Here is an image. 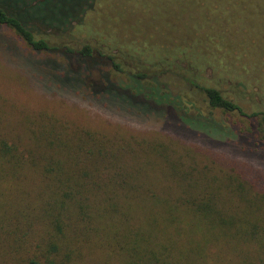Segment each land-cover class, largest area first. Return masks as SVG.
I'll return each instance as SVG.
<instances>
[{
	"label": "rangeland",
	"instance_id": "obj_1",
	"mask_svg": "<svg viewBox=\"0 0 264 264\" xmlns=\"http://www.w3.org/2000/svg\"><path fill=\"white\" fill-rule=\"evenodd\" d=\"M110 6L111 0H96L84 18L85 26L75 29L66 41L79 45L88 31H98L101 39H115L124 57L122 73L107 69L112 84L76 76L62 59L34 52L12 30L0 26V264H25L31 257L40 264L48 260L154 264L157 258L171 264H197L184 258L195 252L180 250H187L189 244L214 242L159 232L127 239L123 232L135 230L126 228L127 224L137 227L145 218H156L158 224L171 216L173 226L196 229L185 215V199L193 204L202 199L212 202L218 216L206 223L234 224L239 234L264 229V131L258 121L210 109L200 93L191 95L178 78L161 80L174 96H182L174 111L169 100L158 105L153 95L146 99L147 92L137 91L131 76L142 69L155 74L148 54L139 55L154 43L132 36L127 29L131 18L120 21L119 12L114 16L116 7ZM101 42L97 40L96 45ZM203 75L211 79L209 70ZM248 78L253 103L241 105L250 113L260 107L264 69ZM179 88L184 93L178 94L175 89ZM54 166L67 175L78 171L83 175L81 182L92 183L86 199L103 205L108 200L123 211L131 189L140 187L142 205L130 213L133 221L114 219L115 227L107 229L109 220L97 209L98 221L78 219L70 228L54 233L42 214L58 183L55 173H46ZM121 185L130 186L126 198ZM174 202L178 207L165 214L163 208ZM165 227L169 226L165 223ZM214 231L225 229L220 225ZM242 239L243 245L252 242L250 235ZM243 250L254 258L235 264H264L257 258L264 255L263 247Z\"/></svg>",
	"mask_w": 264,
	"mask_h": 264
},
{
	"label": "trees",
	"instance_id": "obj_2",
	"mask_svg": "<svg viewBox=\"0 0 264 264\" xmlns=\"http://www.w3.org/2000/svg\"><path fill=\"white\" fill-rule=\"evenodd\" d=\"M95 2L96 0H0V26L12 30L34 52L62 59L65 67L76 76H85L91 83L112 84L108 80L107 69L122 73L120 63L124 57L123 50L114 42L115 39H101L98 31H88L85 35L87 37L79 45H71L66 41L72 38L75 29L85 26L84 18L93 10ZM110 7H116L113 8L114 16L119 12L120 21L129 22L131 18V25L127 29L132 36L152 40L154 43L150 49L139 52V55L142 57L143 53L148 54L147 62L154 64L152 68L157 70L155 74L150 73L149 69H142L131 76V81L136 84L135 89L140 93L147 92L144 93L146 99L153 95V100L158 105L169 100L174 111L182 96H174L170 86L161 80L166 77L178 78L191 95L193 92L200 93L210 109L237 114L248 121L257 120L264 131V93L260 95L258 109L249 113L242 106L253 103L254 94L248 76L255 70L260 73L264 69V0H111ZM97 40L103 42L96 45ZM258 42L260 48L263 47L261 51H258ZM205 70H209L211 79L204 77ZM77 89L87 92L84 88ZM175 90L178 94L184 93V89ZM243 99L247 101H241ZM61 169L60 166H54L46 172L55 173L58 180L52 188L51 200L44 203L42 211L47 228L59 233L70 228L78 219L95 221L98 217L94 211L97 209L105 220H109L107 229L115 227L114 219L128 223L133 221L130 213L140 209L142 205L140 187L131 189L132 197L126 200L127 205L123 211L108 200L103 205L102 201L86 199L92 183L81 182L83 175L78 171L67 175ZM92 182L95 183L93 180ZM121 186L126 191L124 198L128 197L130 186ZM178 197L172 201H176ZM82 198L85 200H76ZM190 201L185 199L183 206L187 209L185 215L190 217L191 228L196 229L173 226L172 216L158 224L156 218H145L143 222L137 223V227H129L128 224L125 226L124 223L126 228H135L124 230V235H128L129 239L132 235L153 232L188 234L191 238L201 241L209 239L216 243L189 244L187 247L190 248L199 245H227L236 246V249H248L250 246L264 248V229L259 233L255 231L251 234H239L233 230L236 228L234 224L225 226V222H221L219 218L225 231H214L220 225L206 223L214 221L218 216L212 202L202 199L193 204ZM150 204L155 205L157 201L151 200ZM165 205L166 203L162 204L163 207ZM176 207L175 202L172 206L167 205L163 208L164 213L168 214L170 208ZM107 214L110 216L105 217ZM165 223L169 227H165ZM249 235L252 242L243 245L245 243L240 242L242 237ZM220 239L227 241L218 243ZM38 246L41 247L39 242ZM24 254H27L26 250ZM257 258L264 263V255ZM25 264L40 262L31 257ZM46 264L58 263L48 260ZM154 264L171 263L157 258Z\"/></svg>",
	"mask_w": 264,
	"mask_h": 264
},
{
	"label": "crops",
	"instance_id": "obj_3",
	"mask_svg": "<svg viewBox=\"0 0 264 264\" xmlns=\"http://www.w3.org/2000/svg\"><path fill=\"white\" fill-rule=\"evenodd\" d=\"M236 248V246L227 245H199L180 251L195 252L194 255H186L184 258L187 260L191 258L193 263L197 264H235L245 259L254 258L253 255L248 254V250Z\"/></svg>",
	"mask_w": 264,
	"mask_h": 264
}]
</instances>
